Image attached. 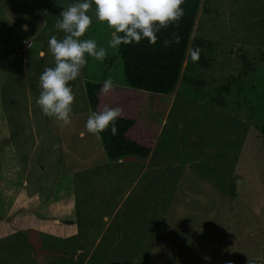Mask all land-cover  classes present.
<instances>
[{"label": "rangeland", "instance_id": "rangeland-1", "mask_svg": "<svg viewBox=\"0 0 264 264\" xmlns=\"http://www.w3.org/2000/svg\"><path fill=\"white\" fill-rule=\"evenodd\" d=\"M73 2L0 0V264L263 262L264 0H201L175 89L140 112L162 119L147 159H109L84 127L86 83L125 87L94 8L82 39L107 55L70 82L71 124L36 104Z\"/></svg>", "mask_w": 264, "mask_h": 264}, {"label": "clouds", "instance_id": "clouds-1", "mask_svg": "<svg viewBox=\"0 0 264 264\" xmlns=\"http://www.w3.org/2000/svg\"><path fill=\"white\" fill-rule=\"evenodd\" d=\"M183 4L184 0H74L63 8L54 26L64 33L63 38L52 35L47 42L54 65L45 67L39 77L40 93L36 104L41 113L58 122L60 128L69 126L75 100L70 82L80 76L87 57L100 62L106 58L105 47L98 46L94 39H82L92 24L90 9L94 8L96 20L110 29L108 48L119 51L121 45H138L143 40L155 45L162 29L179 23L184 15ZM22 27L27 31V25ZM168 43L170 41H165V45ZM190 56L193 62L197 61L200 49L192 50ZM118 86L108 77L102 82L100 91L107 94ZM121 116L120 107L105 106L102 111L91 112L84 127L94 136L106 131L115 136L116 122Z\"/></svg>", "mask_w": 264, "mask_h": 264}, {"label": "trees", "instance_id": "trees-1", "mask_svg": "<svg viewBox=\"0 0 264 264\" xmlns=\"http://www.w3.org/2000/svg\"><path fill=\"white\" fill-rule=\"evenodd\" d=\"M201 0H184V15L176 25L159 32L155 45L147 40L140 44L121 45V58L125 87H114L104 94L102 82L86 83L85 94L90 111H102L105 106L120 107L122 116L117 120V134L110 131L99 135L109 159L134 157L147 159L153 149L161 118L149 126L140 119L144 105L154 96H165L175 89L185 60L189 38L194 27ZM178 42L176 41V38ZM165 41H170L165 45ZM259 133L264 140V121Z\"/></svg>", "mask_w": 264, "mask_h": 264}, {"label": "crops", "instance_id": "crops-1", "mask_svg": "<svg viewBox=\"0 0 264 264\" xmlns=\"http://www.w3.org/2000/svg\"><path fill=\"white\" fill-rule=\"evenodd\" d=\"M259 261H260V260H257L256 263H257V264H264V261H263V262L260 261L261 263H259ZM251 264H254V261H253V260L251 261Z\"/></svg>", "mask_w": 264, "mask_h": 264}]
</instances>
